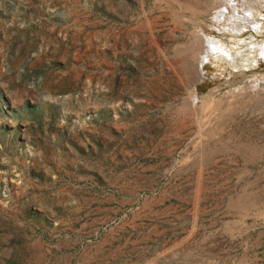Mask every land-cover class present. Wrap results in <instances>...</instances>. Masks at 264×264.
Listing matches in <instances>:
<instances>
[{
    "label": "rangeland",
    "instance_id": "obj_1",
    "mask_svg": "<svg viewBox=\"0 0 264 264\" xmlns=\"http://www.w3.org/2000/svg\"><path fill=\"white\" fill-rule=\"evenodd\" d=\"M204 35L264 0H0V264H264V58Z\"/></svg>",
    "mask_w": 264,
    "mask_h": 264
},
{
    "label": "bare ground",
    "instance_id": "obj_2",
    "mask_svg": "<svg viewBox=\"0 0 264 264\" xmlns=\"http://www.w3.org/2000/svg\"><path fill=\"white\" fill-rule=\"evenodd\" d=\"M225 8L219 9L217 11V13L215 14L216 23H220L222 21V19L223 20L225 19L226 13H227ZM252 8L253 7H251L250 5H248V8L245 11L241 8L244 11L243 14H245L243 17L241 16L242 18L237 16V14L239 12L236 10L238 13L234 12L233 15H231L230 17H228L226 19V20H228L227 22L229 25L228 28L226 27V29L230 30L232 33H234V35H237V36L241 35V33L245 30V28H247V30H250L254 33H257L259 31V27H260V22L257 18L260 16L257 15L255 18L254 17L255 16L254 10ZM236 18H239L238 20H240L239 21L240 24L239 23L237 24ZM125 33H127V32H125ZM249 39L250 40L248 41V43L246 41H235V43L238 45L241 43H244V45H246L248 47L247 49H245V51L243 53H240V52L230 51V50L226 49V47H224L223 45L219 44L213 38H210V37L204 35V42H203L204 50H203V54L201 55L202 64H203V61L209 62L210 59H213V61H215L214 59H217L218 61L225 59L227 62H229V66L232 68V70L248 71V70L254 69L255 66L258 65L257 64L258 60H262L264 58V43L258 44V42H255L254 40H252V39H254L252 37H250ZM198 71H199V75L201 77H203L202 76V70H198ZM195 101H196V98H194L192 100L191 104L193 105V103H195ZM130 191L131 190L126 186H120L119 187V193L121 195L124 193L127 194ZM102 205H104V204H102ZM111 205H113V204L111 203ZM124 205L125 204H121V203L118 204V209H112V210H110V209L104 210L103 209L104 210L102 212L103 216H102V218L98 224L99 225H106V224L114 221L115 218L120 213V209L123 208Z\"/></svg>",
    "mask_w": 264,
    "mask_h": 264
},
{
    "label": "water",
    "instance_id": "obj_3",
    "mask_svg": "<svg viewBox=\"0 0 264 264\" xmlns=\"http://www.w3.org/2000/svg\"><path fill=\"white\" fill-rule=\"evenodd\" d=\"M203 63H205V61H203ZM201 69V68H200Z\"/></svg>",
    "mask_w": 264,
    "mask_h": 264
}]
</instances>
